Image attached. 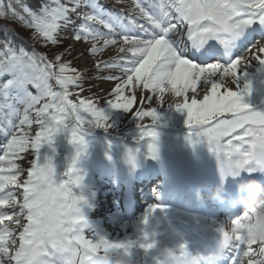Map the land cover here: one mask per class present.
I'll return each mask as SVG.
<instances>
[{
    "label": "snow or ice",
    "instance_id": "6c2138e0",
    "mask_svg": "<svg viewBox=\"0 0 264 264\" xmlns=\"http://www.w3.org/2000/svg\"><path fill=\"white\" fill-rule=\"evenodd\" d=\"M14 2L26 15L16 12L13 0L7 3L0 0V17L11 11L52 44L58 43L59 31L73 23L70 13L81 7L89 9L81 14L83 23L75 28V39H90L89 51L93 54L119 44V53L126 55L118 59L125 64H117V58H113L97 62V66L103 63L131 73L116 85L115 102L110 100L108 105L129 112L134 96H125L124 89L133 80L142 83L144 89L159 92L161 99L163 93L170 92L183 98L174 106L186 110L185 123L196 136L192 142L198 143L201 137L205 138L221 171L225 164L234 163L249 174L254 172L246 167L249 163L246 149L264 143V110L251 107L244 102V96L252 91V72L264 69V44L255 51L249 49L251 58L233 56L255 35L264 41V0H152L148 7L141 0H133L128 15L123 11H106L99 0H71V8L61 0H47L38 12L22 0ZM140 19L148 26L139 23ZM98 25L107 31L101 32ZM185 25L187 44L183 36L177 35ZM0 43V76L10 77L0 84V114H4L0 133L6 137L10 135L0 146L3 151L0 162L8 164V168L0 167V264H64L65 257H70L74 249L94 253L101 245L126 247L130 241H109L87 224L80 209L84 197L73 191L83 179L78 170L70 166L67 169L69 179L58 182L51 158H46L43 164L39 162V149L43 144L51 145L58 132L70 133V142L76 146L77 155L85 151L87 144L83 133L88 128L107 130L111 127L104 108H97L90 100H80L77 104L69 99V87L77 83L80 72L70 68L68 63L59 62L60 55H56V62H53L43 53L30 52L22 46L17 48L10 39ZM229 77L233 79L235 90L227 87L221 91ZM53 79L60 91L53 89L50 83ZM30 87L36 90L35 94ZM201 91L204 94L198 99ZM45 97L48 101L37 107ZM13 100L24 105L22 113L11 102ZM30 112H35V123L40 126L34 138L22 127L33 123ZM135 116L137 120L150 117L154 124L158 113L156 108L140 109ZM16 117L19 123L14 125ZM13 127L15 132L11 131ZM145 136L155 140L157 133L149 127L142 131L141 138ZM29 149L35 153V160L28 178L21 183L17 179L20 166L16 159ZM156 151L155 143L149 144L150 154L155 155ZM10 185L23 189L22 203ZM157 207L160 205H150L148 214ZM4 208L11 209V213ZM255 211H244L233 220L234 235L220 229L224 246L232 253L230 264H264V241L257 243L247 236ZM22 216L27 223L22 222ZM6 221L12 222L15 228H10ZM85 229L94 233V239L83 235ZM141 247L150 248L151 244Z\"/></svg>",
    "mask_w": 264,
    "mask_h": 264
},
{
    "label": "rangeland",
    "instance_id": "374dc122",
    "mask_svg": "<svg viewBox=\"0 0 264 264\" xmlns=\"http://www.w3.org/2000/svg\"><path fill=\"white\" fill-rule=\"evenodd\" d=\"M99 3L108 12H120L121 9L126 6L124 5L125 3H128V6L133 7V0H122V2L119 3L117 2V0H99ZM110 8L112 9V11H109ZM88 10L89 9L87 8L81 7L78 8L76 12L70 13V17L73 23L62 28L59 31L57 35V44H52L51 42L45 40V43L43 42V46L47 50L49 55H60V62L64 61L65 63H68L70 68H75L80 72L79 79L85 82V84H82L87 86L86 88H88V91L92 90L90 92H94V103H97V105L100 104L102 105V107L113 110L112 112L107 114L108 123L111 124V127H109L107 130L102 128L104 130L97 133H92L93 130L91 129H89V132L83 133L84 139L87 144V148L85 151H82L79 153V155H77L76 146L70 142V139V143L68 142V146H66L67 148L65 149V151L71 150V152H73V156L71 158L74 163L71 162L70 166H73L76 170H78L79 174L83 177L79 187L73 188V191L76 193V195H82L84 197V200L80 201V209L82 205L87 204L86 198H88V195L86 191L88 190L89 184H93V179H96L95 177L98 174L100 175V177H103L104 170L111 171L112 168H114V171L124 172L125 168L135 170L136 167H139L138 169H140L142 172L144 171V164H150L151 166H154V170H156V173H158L160 171H163L164 169L166 170V168L170 170L172 165V162H170V160L176 159L181 161L183 154L184 156L187 155L186 157L190 155L188 161L185 162L186 165H189L191 163V157L195 156L194 158H192V160H196L193 161L194 165L192 166L194 168L199 162L197 157L201 159V151H205V148L202 147V143H200V141L205 138H200V141L198 143L192 142L196 140V136L195 133L190 129V127L185 123L187 118L186 110H178L174 106L176 103L182 102L183 98H177L172 93L165 92L163 93V98L161 99V94L159 92H153L150 89H144L142 83L137 84L135 80H133V83L126 86L124 89L125 96H134L133 105L129 112L123 109H114L111 108L110 105H108V101L110 100L115 102V94L113 90L115 89L116 85L118 83H121L123 80H126L128 75H130L131 73L125 72L122 67L106 66L103 63L97 66V62L110 61L113 60V58H117L115 60L117 64H125L124 61H120L118 59L119 56L126 55L125 53H119V44L109 45L102 51L93 54L89 51L92 44V41L90 39L87 41L83 38H81V40L79 41L75 39V28L83 23L81 14ZM138 22L144 23L145 26H148L144 20L140 19ZM97 27L101 32L107 31L103 26L98 25ZM184 27H186V25ZM184 27L177 35L186 34V30ZM117 32H119V29H117ZM31 36L34 39L37 37L35 33L31 34ZM173 38L175 39L177 37L173 36ZM116 39L119 41V36H117ZM102 43L103 41L101 40L100 44ZM250 48H244L241 51H245ZM242 53H239V55L237 56H241ZM234 57L235 56H233V58ZM72 74L73 73H69V75ZM9 78L10 77L8 75L0 76V84L6 82ZM251 79L253 85L252 91L248 95L244 96V102L249 103V105L254 109L264 110V69H262L260 72L253 71L251 74ZM50 83H52L54 90H61L54 79L50 81ZM227 87H231V85L225 83V88H222L221 91H224ZM30 90L35 94L36 90L34 88L30 87ZM233 90H235V88ZM188 95L190 102L192 96L191 90L189 91ZM202 96L198 99L202 98ZM81 97V95L78 96L79 100ZM148 97H151V99H148ZM48 99L49 98L47 97L43 98L37 105V107L42 106L45 102L48 101ZM81 100L87 101L88 99L81 98ZM11 102L15 105L16 108L20 110L21 113L23 112V104L15 100ZM152 108H156L158 113L156 123L152 124L153 121L150 117H144L142 120H137V117L135 116L136 111L140 109L147 111ZM30 116L33 120V123L30 126L23 125L22 127L30 137L34 138L37 131H39L40 126L35 123V112H30ZM3 119L4 114H0V122H2ZM18 123L19 117L14 118L13 124L15 125ZM136 124H143L145 125V128L142 129L140 125L136 126ZM149 127L157 133V138L155 140H153L152 137L147 136L141 138L142 131L147 130V128ZM11 131L15 132V127H13ZM62 133L64 132H58L57 134H55V136L53 137V141L61 139ZM68 136L70 138L69 132ZM3 137V134L0 133V146L5 144L7 139H10V135L7 136L6 141L3 140ZM151 143H155L156 145L157 151L155 155H152L149 152V144ZM207 145L209 146L208 142ZM50 148H54L53 144H43L39 149V162L41 164L45 162V158H47V156L49 155L47 153H49L48 150ZM144 149L147 152L145 154L142 153ZM62 150L63 148H56V151H58L60 154L57 155L58 157L64 156ZM211 153L212 154L210 159L213 161H218L215 153L212 151ZM0 155H3L2 150H0ZM33 160H35V153L31 149H29L26 153L21 154V157L16 159V163L20 166V172L17 176V179L21 183H23V181L28 178V172L32 167ZM0 167L8 168V164L6 162H0ZM54 167L56 170L57 168L55 165ZM188 170H190V168H188ZM195 171L198 172L199 170L195 169ZM182 173H184V171H182ZM5 174L14 173L6 172ZM72 174L75 175L76 172ZM56 175H59L57 176L59 178L58 182L60 180L69 179L67 170L58 171ZM158 182L156 181L153 185H156ZM9 187L12 188L15 196L17 197V199L19 198V200H21L20 202L22 203L23 189H16L11 185ZM155 191L158 190L156 189ZM152 204L154 203H152L151 201V204H146L142 211L130 217L122 219L121 222H118L121 226L127 225V231H124L123 229H116L114 233L113 230L115 224H113L111 220H109L110 224L104 227L93 228L91 226L90 228L94 229L95 232L99 235L106 237L109 241L139 242H142L141 234L144 231H149L151 233L152 229L156 228V235L158 237L159 235L161 236L159 241H163L165 244H169L164 241V238L168 235L169 230L167 229L170 225L166 223V226H163L165 221L167 220L168 215L167 213L161 212L160 208H156L151 212V214H148V208ZM189 208L190 207L186 209L191 211ZM16 211L19 212L18 207L16 208ZM81 213L84 219H89L88 216H86L85 213L82 212V210ZM146 215L147 223L144 222ZM96 216L97 215H94L93 218H97ZM22 218L25 219V222L23 223H27L26 218L23 216ZM5 223L9 225L10 222L6 221ZM83 235L87 239H94V233L89 229H85ZM153 251V249H146L144 247L141 248L139 243L133 244L130 249V252L135 259H139L142 256L144 260L148 258V264L153 259Z\"/></svg>",
    "mask_w": 264,
    "mask_h": 264
},
{
    "label": "clouds",
    "instance_id": "9594fccd",
    "mask_svg": "<svg viewBox=\"0 0 264 264\" xmlns=\"http://www.w3.org/2000/svg\"><path fill=\"white\" fill-rule=\"evenodd\" d=\"M246 159L249 163L246 167L252 168L254 171L264 169V143L258 144L255 148H248ZM243 169L238 168L234 163L225 164L221 173V183L217 189L210 194L212 199L224 200V183L223 177H232L237 179V195L233 198V203L244 208V211L255 209L254 219L250 222L247 229V236L257 243L264 241V181L251 176L247 179H240ZM147 223L146 221H144ZM157 229L151 231V240L147 235L144 241H130L126 247H112L101 245L94 253H86L83 250L74 249L70 257H65L64 264H145L143 256L140 259H135L130 249L133 244L139 245L151 244L153 249V259L149 264H199L201 259L199 254H194L187 244L170 245L162 244L156 235ZM230 234L234 235L232 227Z\"/></svg>",
    "mask_w": 264,
    "mask_h": 264
},
{
    "label": "bare ground",
    "instance_id": "6f19581e",
    "mask_svg": "<svg viewBox=\"0 0 264 264\" xmlns=\"http://www.w3.org/2000/svg\"><path fill=\"white\" fill-rule=\"evenodd\" d=\"M141 1L147 3L145 0H141ZM148 1H149V3L152 2V1H150V0H148ZM124 5H126V6H125V10H127V11H128L129 9L132 8L131 6H128V3H125ZM109 11H112V9L110 8ZM178 27H179V25H178ZM184 28H185V30L187 31V28H186V27H184ZM185 30H184V32H185ZM181 33H182V32H181ZM180 35L183 36V38H184V40H185L184 43H186V44L189 43L188 40L186 39V35H183V34H180ZM257 36H258V35H255V36L252 38V41H254V40L257 38ZM256 40H257V39H256ZM250 42H251V41H250ZM213 43H215V42H213ZM247 44H248V43H247ZM262 44H264V41H262L261 39H259L257 42H255V46H252L250 49L253 50V51H255V48L258 47V46H260V45H262ZM244 47H246V44H244L242 47H240L238 50H236L234 54L239 53L242 49H244ZM252 48H253V49H252ZM241 56L251 58V57H250V52H249V50L243 52ZM209 62H213V61H209ZM221 63H223V60H221ZM252 63H253V65H255V63H256L255 60H253ZM226 83H227V84H230L231 87H233V89L235 88V84H234L233 79H232L231 77L226 78ZM203 94H204L203 92H200V95L197 96V98L201 97ZM6 139H7V138L3 137V140H4V141H6ZM6 142H7V141H6ZM201 158L203 159V161L210 160V156H207L206 154H205V156H203V157H201ZM170 162H175V161H174V159H171ZM176 164H177V162H176ZM127 169H128V168H127ZM173 170H175V168H171V172H172V173H171L170 170H165V169H164V170L162 171L163 174H161V175H162L164 178H166V180H167V179H170L173 175H174V177L176 178V177H177L176 175H178V174H177V171L174 172ZM129 172H130V169H128V175H127V177H126V180L120 178V180H123V181L125 180L126 183L124 182V184H123L122 181H119V182L117 183V187H119V188H123V189H124L123 191H125L126 188H127L129 192H132V191H134L135 187L139 188V185H136L137 182H134V181H132V180H136V181H138V180L142 179V181H143L142 184H144V185L146 186V185H148L149 183H147L146 181H144V179H145V178H150V177L153 176V175L151 174V173H153V169H150V168H147L146 170L142 171L141 174H138V176H137V177H138V180H137V179H134V175H135V174H132V173H129ZM114 175H115V174L109 173L107 178H110V179H111V178H115V179H117L118 177H122V176L119 175V174H118V176H115V177H114ZM154 175H156V172H154ZM139 176H140V177H139ZM147 176H148V177H147ZM137 177H136V178H137ZM128 179H129V180H128ZM151 179H152V178H151ZM127 180H128V181H127ZM140 182H141V181H140ZM167 182H168V183L166 184V187L169 188V189H167V191H168V192H171V191H172V190H171V187H170L171 182H170V180H168ZM176 182H177V180H176ZM172 187H173V185H172ZM118 196H119V195H118ZM17 200H19V198H18ZM19 201H21V200H19ZM4 210H5V211H8V212H11V211H12V210L9 209V208H6V209H4ZM81 210H82V212L85 213L86 216H88L89 219H87V220L85 219V220L87 221L88 225H90V227H91V226H92L93 228H94V227H95V228H97V227H104V226L110 224V221H109V220H111V219L109 218V216H107V214H105V211H104L102 208H97V209H95L94 211H91V212H90V211L88 210V206L82 205V206H81ZM94 215H97V216H98L97 219H96V218H93ZM21 219H22V222H25V219H23L22 217H21ZM115 220H117V218H115ZM10 228H15V225H14L13 223H11ZM116 229H123L124 231H127V225L121 226L120 223L117 222V225H114V230H113L114 233H115ZM220 229H221V228H220ZM110 231H112V230H110ZM125 233H126V232H125ZM15 234L17 235V232H16ZM174 238H175L176 240L180 239L179 236H175ZM137 251H138V250H137Z\"/></svg>",
    "mask_w": 264,
    "mask_h": 264
},
{
    "label": "trees",
    "instance_id": "16d2710c",
    "mask_svg": "<svg viewBox=\"0 0 264 264\" xmlns=\"http://www.w3.org/2000/svg\"><path fill=\"white\" fill-rule=\"evenodd\" d=\"M46 2L47 0H22L23 4H26L33 11L37 12L39 11V8L42 6V4ZM5 3H7V0H5ZM13 6L17 13H19L20 15H26L23 12L22 7L20 5L15 4L14 0ZM33 33H35V29L27 27L16 16H13L11 14V11H7L6 16L0 17V42H4L10 39L13 45L17 48L22 46L30 52L35 50L38 53L47 54L53 62H56L55 55H49L47 50L44 48V38L35 33L37 37L34 39L31 36V34ZM0 47H2V43H0Z\"/></svg>",
    "mask_w": 264,
    "mask_h": 264
}]
</instances>
